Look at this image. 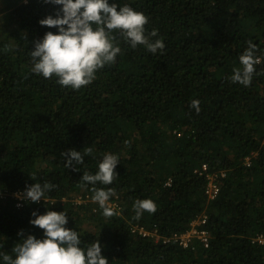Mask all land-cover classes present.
Instances as JSON below:
<instances>
[{
    "label": "trees",
    "instance_id": "trees-1",
    "mask_svg": "<svg viewBox=\"0 0 264 264\" xmlns=\"http://www.w3.org/2000/svg\"><path fill=\"white\" fill-rule=\"evenodd\" d=\"M116 2L147 15V31L158 29L165 48H132L114 30L122 49L115 63L72 89L31 71L35 41L57 30L39 21L60 6L0 0V190L7 193L0 252L14 257L22 238H41L32 213L51 209L68 214L82 247L99 240L108 264H264V243L254 241L264 234V0ZM249 42L260 62L245 86L231 75ZM88 147L83 164L66 165L63 152ZM108 152L119 156V175L96 187L111 188L109 201L119 208L104 216L98 202L71 197L93 196L81 178L95 174ZM204 163L220 187L214 199L206 194L209 178L198 172ZM35 182L55 185L45 194L55 202L16 207L11 193ZM138 199L153 201L155 211L136 218ZM201 214L208 216V247L163 240ZM136 224L158 227L160 240L135 234Z\"/></svg>",
    "mask_w": 264,
    "mask_h": 264
},
{
    "label": "clouds",
    "instance_id": "clouds-1",
    "mask_svg": "<svg viewBox=\"0 0 264 264\" xmlns=\"http://www.w3.org/2000/svg\"><path fill=\"white\" fill-rule=\"evenodd\" d=\"M60 7L56 15H48L39 23L55 27L47 31L31 49V71L45 78L55 76L61 86L80 89L91 83L98 69L115 63L122 49L116 41L113 31H119L124 41L132 48L145 46L150 52L157 53L165 48V42L158 38V29L150 33L145 25L148 16L132 8L129 4H119L114 0H45ZM155 38V39H153ZM242 67L234 68L231 80L245 86L252 82L255 65L260 62L256 55V45L249 42L239 56ZM192 107L199 111V100L192 101ZM92 152L85 148L83 152L70 148L62 155L66 165L83 164L84 156ZM120 163L118 154L105 153L98 164L95 174L83 173L84 186L92 185V199L98 202L104 216H111L112 209L108 201L112 189L98 188L97 183L111 185L119 175L115 169ZM75 168V167H74ZM55 185L35 182L26 187L22 199L40 202L46 192ZM136 218L144 211H155V204L150 199H138L133 205ZM30 223L43 229V236L37 238L28 234L12 248L15 256L0 252V264H108V258L102 254L103 245L99 240L87 247L81 246L80 235L75 228L67 227L69 216L63 211L38 210L32 213ZM22 235V230H21Z\"/></svg>",
    "mask_w": 264,
    "mask_h": 264
},
{
    "label": "built area",
    "instance_id": "built-area-1",
    "mask_svg": "<svg viewBox=\"0 0 264 264\" xmlns=\"http://www.w3.org/2000/svg\"><path fill=\"white\" fill-rule=\"evenodd\" d=\"M198 172L200 174H205L209 178L208 180L209 182L207 183V187H206L207 197L209 199L216 198L219 193L220 187L218 183L213 181L214 180L213 176L208 172L207 163H204L202 167L198 169ZM24 190H25L24 188H18L11 193L12 197L15 199V205L18 208H22L26 205V203L30 202L28 200L19 198L23 196ZM6 195L7 193L5 191L0 190V198H5ZM92 200L93 199L89 194L86 195L78 194L73 200V202L76 204H81V203L87 204ZM43 202L54 203L55 199L50 198L48 196H44L38 203H43ZM108 207L113 209L119 208L118 203L113 201H108ZM207 220H208V216L206 214H201L191 221V226L187 230L183 232H175L171 237H165L163 240L165 242L174 240L177 243H179V245L182 246L183 248H190V247L194 248V242L196 240H200L205 245V247H208L210 244V236H209V231L205 227ZM132 231L137 235L153 238L155 241L160 240L161 237L158 227L149 228L143 224H136L132 227ZM254 241L264 243V234L257 235L254 238Z\"/></svg>",
    "mask_w": 264,
    "mask_h": 264
},
{
    "label": "rangeland",
    "instance_id": "rangeland-1",
    "mask_svg": "<svg viewBox=\"0 0 264 264\" xmlns=\"http://www.w3.org/2000/svg\"><path fill=\"white\" fill-rule=\"evenodd\" d=\"M73 194H74V193H73ZM73 194H72V195H73ZM77 195H78V193H77V194L75 193V194L71 197V200L73 201ZM85 225H86L88 228H90V229H91V228H94V226H93L92 224H88V223H86Z\"/></svg>",
    "mask_w": 264,
    "mask_h": 264
}]
</instances>
